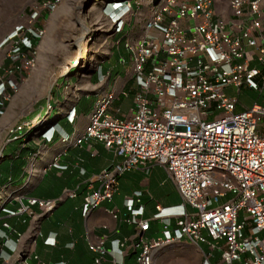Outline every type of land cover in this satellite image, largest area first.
<instances>
[{
    "label": "built area",
    "instance_id": "1",
    "mask_svg": "<svg viewBox=\"0 0 264 264\" xmlns=\"http://www.w3.org/2000/svg\"><path fill=\"white\" fill-rule=\"evenodd\" d=\"M58 1L44 0L43 6L52 8ZM141 3H111L107 14L115 33L123 31L133 5ZM148 5L150 15L143 22L142 35L113 44L130 53L135 93L131 115L109 113L117 95L112 89L98 88L82 134L61 139L63 144L101 143L116 159L93 179L100 186L90 187L83 216L113 199L122 174L159 164L181 202L155 207L154 219L160 220L162 232L149 238L150 220L143 218V206L135 203L143 193L137 191L126 199L130 216L124 221L136 227L132 246L139 250L134 264H155L160 250L182 241L201 250V264H215L218 252V264H264V104L254 102L248 109L235 110L242 86L264 90L263 1L160 0L154 6L149 0ZM31 16L33 20L37 13ZM43 36L40 28L17 26L0 41L6 48L0 67V115L19 81L34 69L36 42ZM227 88L237 90V97L227 95ZM67 118L75 123L74 109ZM25 127L16 124L9 136L16 139L24 134L29 139ZM49 130L41 133L46 142L54 138ZM57 159L50 167L61 168ZM60 199L27 201L49 213ZM3 210L15 216L26 207L22 203L17 210ZM108 212L119 218L116 210ZM89 249L97 254L95 264H106V255H112L103 240Z\"/></svg>",
    "mask_w": 264,
    "mask_h": 264
},
{
    "label": "crops",
    "instance_id": "2",
    "mask_svg": "<svg viewBox=\"0 0 264 264\" xmlns=\"http://www.w3.org/2000/svg\"><path fill=\"white\" fill-rule=\"evenodd\" d=\"M139 9L141 12H138ZM103 10L104 13H109L111 4ZM149 12L148 5H133L132 14L128 15L123 31H113V34L108 36L103 52L110 61L97 71L99 77L95 74L97 72H94L89 80L80 87L77 85L75 90L73 72L68 77L72 97L66 100L61 92L55 93L57 97L53 98L50 113L54 116L46 128L50 129L48 135L54 134L52 142H46L41 135L46 129L27 140L22 139L23 135H20L16 139L8 136L4 141L0 159V264H95L97 254L90 251L89 246L98 240H103L105 249L112 253L106 255V264H111L113 260L115 264H134L139 250H134L132 246L136 227L124 221L130 216L125 207L126 199L133 197L137 191L143 193L137 197L135 203L137 206H143V218L150 220L147 231L149 238H158L162 232L160 220L154 219L157 213L155 207H174L181 202V198L170 199L164 205L157 202L151 217L149 202L153 201L152 195H145L138 187L122 195L119 178L113 199L102 201L84 218V199L91 186L93 190L100 186V183L93 179L101 171L110 168L116 159L101 143L95 144L91 140H82L76 145L72 142H61L62 137L72 139L82 134L91 110L87 111L83 102L91 97L96 99L97 86L102 85V90L112 89L117 95L115 101H121L129 95L134 96L135 93L131 90L134 83L132 68L130 75L120 80L122 74L118 71V65L113 62V57L121 55V50L124 49L122 45L113 44L121 38L126 41L140 37L143 22L149 17ZM109 22L112 28V23ZM122 59L125 61L122 57L121 62ZM108 72L111 75H108ZM71 109L75 110V123H70L67 118ZM34 112L35 118L42 116L43 106L37 107ZM4 151H7L6 156ZM56 158L61 168L50 167ZM155 165L150 164L145 168ZM20 182H24L23 185H19ZM150 182V177L138 178L139 186H148ZM60 197L62 199L58 205L49 213H45L39 206L29 205L27 201V198L55 200ZM22 203L26 210L18 215L12 216L3 210H17ZM111 210L119 212L118 219L115 220L108 212ZM5 223L8 227L4 226ZM46 240L51 244H47Z\"/></svg>",
    "mask_w": 264,
    "mask_h": 264
},
{
    "label": "rangeland",
    "instance_id": "3",
    "mask_svg": "<svg viewBox=\"0 0 264 264\" xmlns=\"http://www.w3.org/2000/svg\"><path fill=\"white\" fill-rule=\"evenodd\" d=\"M44 0H0V41L7 37L17 26L37 27L44 30V36L36 42L37 63L24 78L19 81L18 89L6 101L5 110L0 115V159L1 147L9 136V129L17 125H25L29 131V138L37 132H42L49 126L48 120L52 116V101L55 93L61 92L66 100L72 97L69 89L70 74H75V90L77 85H83L90 76L97 72L110 58L103 50L106 48V39L113 34L110 19L104 13V7L115 0H59L52 8L43 6ZM149 0H142L138 5H148ZM263 10H264V0ZM218 3V2H217ZM149 6V5H148ZM217 4V8L221 9ZM33 12L37 17L31 20ZM138 12H141L139 9ZM6 48L0 46V67L4 65ZM125 58V63L121 58ZM113 62L118 65L122 74L120 80L128 77L131 72L130 54L121 50V55L113 57ZM97 77L99 72L95 73ZM104 79L105 77L101 75ZM106 79V78H105ZM68 80V81H67ZM119 82V81H117ZM102 88V85L97 86ZM231 98L237 97L238 91L232 88L225 89ZM236 105V112L250 108L254 102L264 104V90L259 92L241 87ZM77 95V91H75ZM133 95L121 101H114L108 111L120 117L128 118L133 106ZM95 102V97L87 98L83 103L89 111ZM43 106V115L35 118L34 110ZM27 117H30L27 119ZM35 118V119H34ZM25 136L21 137L25 139ZM7 151H4V156ZM151 178L148 186H139L138 178ZM121 194L128 193L131 189L141 188L145 195H152L149 216L152 217L155 204H166L170 199L180 200L167 171L156 164L150 168H138L126 172L119 177ZM20 182L19 185H23ZM158 255L155 264H200L202 252L197 246L182 241L177 245L166 247ZM215 264L220 262L219 252L215 254Z\"/></svg>",
    "mask_w": 264,
    "mask_h": 264
},
{
    "label": "water",
    "instance_id": "4",
    "mask_svg": "<svg viewBox=\"0 0 264 264\" xmlns=\"http://www.w3.org/2000/svg\"><path fill=\"white\" fill-rule=\"evenodd\" d=\"M160 2V0H152V5H157Z\"/></svg>",
    "mask_w": 264,
    "mask_h": 264
},
{
    "label": "trees",
    "instance_id": "5",
    "mask_svg": "<svg viewBox=\"0 0 264 264\" xmlns=\"http://www.w3.org/2000/svg\"><path fill=\"white\" fill-rule=\"evenodd\" d=\"M50 107H51V108H53V106H52V105H50ZM53 116H54V114L52 115V117H51V118H53ZM51 118H50V119H51ZM28 134H29V133H27V136H28Z\"/></svg>",
    "mask_w": 264,
    "mask_h": 264
}]
</instances>
